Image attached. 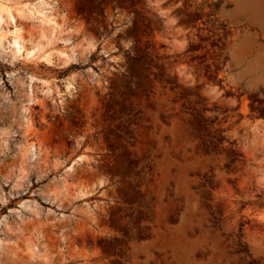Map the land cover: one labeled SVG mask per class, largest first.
Returning a JSON list of instances; mask_svg holds the SVG:
<instances>
[{"label":"rangeland","instance_id":"1","mask_svg":"<svg viewBox=\"0 0 264 264\" xmlns=\"http://www.w3.org/2000/svg\"><path fill=\"white\" fill-rule=\"evenodd\" d=\"M0 2V264H264V0Z\"/></svg>","mask_w":264,"mask_h":264},{"label":"bare ground","instance_id":"2","mask_svg":"<svg viewBox=\"0 0 264 264\" xmlns=\"http://www.w3.org/2000/svg\"><path fill=\"white\" fill-rule=\"evenodd\" d=\"M1 3V2H0ZM6 8V7H5ZM1 4H0V24L2 23V21H3V12L6 10ZM20 40H21V36H17L16 38H15V40H14V44H18L19 42H20ZM4 36H0V47H3L4 46ZM1 54V53H0ZM32 100V97L30 98V101ZM31 149H35V146L34 145H31ZM38 151V150H37ZM65 190H68L69 192H71L72 193V195H74L75 194V191L73 190L72 191V189H71V187H70V184L69 183H65ZM77 192V191H76ZM80 193H84V189H81L80 190V192H79V194Z\"/></svg>","mask_w":264,"mask_h":264},{"label":"snow or ice","instance_id":"3","mask_svg":"<svg viewBox=\"0 0 264 264\" xmlns=\"http://www.w3.org/2000/svg\"><path fill=\"white\" fill-rule=\"evenodd\" d=\"M165 7H167V5H165ZM161 15H166V14L161 13ZM173 23H175V21H173ZM117 43H119V39L117 40ZM200 87H204V86L200 85ZM206 95L212 99H216L217 97H219L220 93L218 92L217 88L212 87L206 92ZM237 111H238V109H237ZM239 119H243V117H239Z\"/></svg>","mask_w":264,"mask_h":264}]
</instances>
